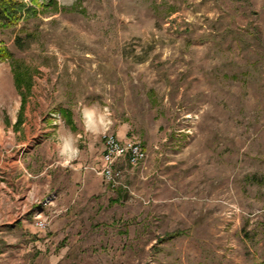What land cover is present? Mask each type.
<instances>
[{"label": "rangeland", "instance_id": "374dc122", "mask_svg": "<svg viewBox=\"0 0 264 264\" xmlns=\"http://www.w3.org/2000/svg\"><path fill=\"white\" fill-rule=\"evenodd\" d=\"M56 1L0 28V264L263 263L264 0ZM107 123L147 152L116 187Z\"/></svg>", "mask_w": 264, "mask_h": 264}, {"label": "built area", "instance_id": "2783aa9c", "mask_svg": "<svg viewBox=\"0 0 264 264\" xmlns=\"http://www.w3.org/2000/svg\"><path fill=\"white\" fill-rule=\"evenodd\" d=\"M57 118L61 116L55 115ZM104 151L102 155V165L95 170L102 175L113 187L121 184L122 170L119 163H126L131 166L141 164L147 157V152L143 143L135 139H121L115 134L108 123L102 133ZM37 224L46 227L45 221L38 219Z\"/></svg>", "mask_w": 264, "mask_h": 264}, {"label": "trees", "instance_id": "16d2710c", "mask_svg": "<svg viewBox=\"0 0 264 264\" xmlns=\"http://www.w3.org/2000/svg\"><path fill=\"white\" fill-rule=\"evenodd\" d=\"M33 6H27L23 0H0V28L11 27L18 24L21 20L29 18L31 15L38 14V8L34 7V4L39 6V0H31ZM44 8L48 9L50 7L58 6L56 0H48L44 3ZM41 6V5H40ZM77 5L74 7L76 9ZM17 42L20 45H24L22 37H17ZM0 55L12 56V54L5 48H0ZM16 86L20 89L27 88L30 91L31 89V78L29 76L28 68L23 67L20 63H15L13 67ZM24 86V87H23ZM23 102L26 101L25 96L23 97ZM62 113L65 115L67 123L71 126L74 125V120L72 113L65 109L62 110ZM20 119L17 120V123H20ZM121 139H131V138H122ZM123 163V162H122ZM120 164V163H119ZM118 164V165H119ZM259 264H264L259 263Z\"/></svg>", "mask_w": 264, "mask_h": 264}, {"label": "clouds", "instance_id": "9594fccd", "mask_svg": "<svg viewBox=\"0 0 264 264\" xmlns=\"http://www.w3.org/2000/svg\"><path fill=\"white\" fill-rule=\"evenodd\" d=\"M102 115L104 114L98 111L97 105L84 106L81 110V120L83 121L85 127L87 128L90 124H92L93 126H96L97 131L103 127V122L101 120ZM56 147L65 164L69 163L78 151L70 138H60Z\"/></svg>", "mask_w": 264, "mask_h": 264}]
</instances>
